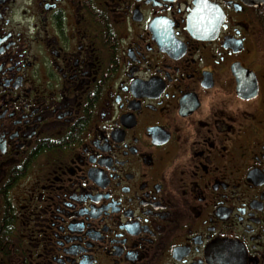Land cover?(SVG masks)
<instances>
[{"label":"flooded vegetation","instance_id":"obj_1","mask_svg":"<svg viewBox=\"0 0 264 264\" xmlns=\"http://www.w3.org/2000/svg\"><path fill=\"white\" fill-rule=\"evenodd\" d=\"M0 264H264V0H0Z\"/></svg>","mask_w":264,"mask_h":264}]
</instances>
